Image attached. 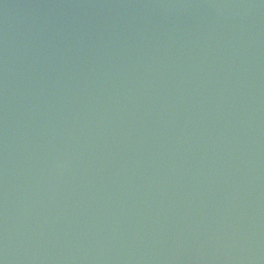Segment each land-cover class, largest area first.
Listing matches in <instances>:
<instances>
[{"label":"water","instance_id":"1","mask_svg":"<svg viewBox=\"0 0 264 264\" xmlns=\"http://www.w3.org/2000/svg\"><path fill=\"white\" fill-rule=\"evenodd\" d=\"M0 264H264V0H0Z\"/></svg>","mask_w":264,"mask_h":264}]
</instances>
